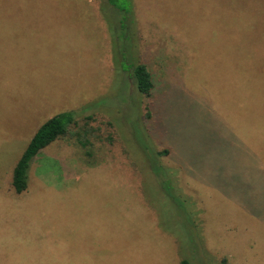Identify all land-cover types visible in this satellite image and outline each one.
Returning <instances> with one entry per match:
<instances>
[{"label": "rangeland", "instance_id": "1", "mask_svg": "<svg viewBox=\"0 0 264 264\" xmlns=\"http://www.w3.org/2000/svg\"><path fill=\"white\" fill-rule=\"evenodd\" d=\"M134 4L121 42L101 0H0V264H264V0ZM134 41L151 97L115 63ZM64 111L97 115L99 163L58 139L16 193Z\"/></svg>", "mask_w": 264, "mask_h": 264}, {"label": "trees", "instance_id": "2", "mask_svg": "<svg viewBox=\"0 0 264 264\" xmlns=\"http://www.w3.org/2000/svg\"><path fill=\"white\" fill-rule=\"evenodd\" d=\"M134 7V0H101L102 13L107 17L109 16L110 18L118 20L116 30L119 33L117 36L121 42L123 40L126 41L129 37L127 25H130V18L135 13ZM108 8H110L111 11H109ZM132 45H134L137 55H133L132 46L130 47L131 51H129L128 47H124L118 51L115 63L119 64L121 61H124V63L129 66L127 74L136 89L146 97H151L155 88L152 72L148 64L141 60L140 51H137L138 44L134 41ZM151 115L152 112H148L149 118H151ZM82 119L85 120L83 125L80 122ZM97 119L98 117L95 113L80 118L76 116L74 111H64L46 120L35 132L14 167L12 186L15 192L22 194L28 189L29 171L32 162L39 153L58 139L68 138L74 140L77 146H81L85 149V155L88 157L86 162L87 165H97L99 162H93L96 153V144L92 137H95L96 133L100 132L102 128L100 126L95 127L91 123L97 121ZM108 124L114 126V123L111 121L108 122ZM96 137L102 139L100 136ZM109 139L112 141L111 137ZM169 153L170 150L165 148L156 151L154 156L158 158L168 155ZM152 167L154 169L153 165ZM183 264L188 263L184 261Z\"/></svg>", "mask_w": 264, "mask_h": 264}]
</instances>
